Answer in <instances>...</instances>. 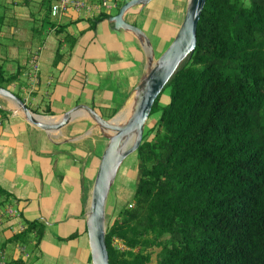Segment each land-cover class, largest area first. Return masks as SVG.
Instances as JSON below:
<instances>
[{
	"label": "trees",
	"instance_id": "obj_1",
	"mask_svg": "<svg viewBox=\"0 0 264 264\" xmlns=\"http://www.w3.org/2000/svg\"><path fill=\"white\" fill-rule=\"evenodd\" d=\"M110 1L118 11L126 2ZM52 3H40L46 22L64 33L67 24L50 20ZM7 7L0 0V33ZM98 11L88 30L111 16ZM38 39L32 44L45 41ZM5 40L0 34L4 49ZM65 41L73 47L76 38L67 33ZM5 72L0 63V87L7 88L19 73ZM149 118L135 152V190L107 223L110 264H149L155 247L161 248L157 264H264V0L206 1L195 51L157 96ZM0 196H9L1 186ZM25 223L14 237L22 246L37 229Z\"/></svg>",
	"mask_w": 264,
	"mask_h": 264
},
{
	"label": "crops",
	"instance_id": "obj_2",
	"mask_svg": "<svg viewBox=\"0 0 264 264\" xmlns=\"http://www.w3.org/2000/svg\"><path fill=\"white\" fill-rule=\"evenodd\" d=\"M155 1L159 3V0ZM152 2L154 0L144 6L132 8L125 15L133 16L135 20L132 22L125 20L136 25L137 17L141 14H144L142 17L147 18V12ZM95 4L97 3L95 2ZM163 5L164 1H162V7L156 11V16L167 18L164 15ZM112 8L118 9V6L115 5ZM105 11L108 13L107 10ZM95 16H97L95 12H75L72 10L58 20V25H71V27L67 26L65 35L69 33L76 37V30L73 27L79 32L81 31L82 34H91L94 30H88L89 19ZM10 17L19 19L17 14ZM65 18H67V22L63 23ZM144 20L142 21L145 23V29L149 28ZM14 26L15 23L9 27L12 34L16 30ZM20 26L19 24L18 27ZM6 27H2L0 34L7 39L9 37H6ZM157 27L150 28L156 32ZM110 28H113L112 23ZM52 29L54 32L56 31V28L53 27ZM126 32L129 33V31ZM59 35L61 36L62 33ZM59 35L56 36V41L59 39V42H63L61 49H66V41L64 37L61 39ZM50 38L49 35V41ZM7 41L5 40L7 45L5 49L0 47V63L3 68L6 67L7 73H19L18 78L10 83L7 88L24 99L31 109H38L40 112L37 113L49 115L45 111L51 109L52 119L57 120L66 111H56V107L52 104L53 99L62 98L58 97L56 93V89L62 81V74L60 73L70 76L68 80H75L78 78L77 75L80 76L85 73L84 65L94 68V72L97 73L102 70L109 72L112 68L117 72V66H125L128 69L136 59L131 47L112 43L113 46L104 47L105 55L98 56L99 58L89 56L90 59L87 58L84 65L78 68V71L74 62L70 61L69 64L65 63L63 66L59 63L58 71L55 72L50 67L54 60L45 63L47 59L43 58L42 46L43 44L48 45V42L44 41L37 44L29 42L28 45L24 46L27 48L26 50ZM140 43L138 41L139 47L143 50ZM57 48L58 45L53 50L56 51ZM115 48H122L123 52H127L126 55H133L134 59L132 57L130 59L123 58V55L118 58L109 56L112 51L117 50ZM142 52L147 61L146 51L143 50ZM34 53L36 54L32 57ZM35 56L38 59L37 71L32 69V60ZM104 56L108 57L110 61H114L112 68L108 63L102 62ZM6 63H8L7 66H5ZM69 66L75 69L74 75L69 72ZM88 77L84 79L86 82H89ZM55 80L58 81V84L52 86V82ZM80 88H82V83L79 84V90L86 92V97H89V100L92 101V99L97 98L93 96L94 90L87 92L85 88ZM66 89L72 90V88ZM101 91L106 92L107 90L101 89ZM108 98L111 99V97ZM76 103V105L82 103L79 97ZM107 104L97 103L98 107L108 109L107 112H104L105 115L101 114L102 117L111 119L117 115L120 108L113 107V110H109L110 103ZM94 106L96 105L94 104ZM94 106L92 107L95 109ZM14 108L8 99L0 96V109L7 113V121L5 122L3 119L6 114H0V144L4 145L0 147V186L9 193V196H0V250L5 253L8 264H29L31 257L36 261H42V264H92L87 231V213L101 155L94 158L87 167L84 161L91 155L92 147L86 145L82 147V142L89 137L90 140H94V143L104 139V148H106L108 138L86 111L77 114L69 123L59 129L44 131L28 123L23 115L16 112ZM57 108L60 109V107ZM114 112L115 114L112 116ZM32 138L36 139L35 146L28 144V142H33ZM104 148L102 152L105 150ZM8 155L11 156L10 161ZM80 156L83 157V160L78 159ZM15 158H19V163L14 162ZM10 207L18 209L20 215L17 217L9 216L7 210ZM25 221L35 222L37 229L32 233L31 244L22 246L21 243L14 240V237L27 227ZM22 227H24L23 230Z\"/></svg>",
	"mask_w": 264,
	"mask_h": 264
},
{
	"label": "rangeland",
	"instance_id": "obj_3",
	"mask_svg": "<svg viewBox=\"0 0 264 264\" xmlns=\"http://www.w3.org/2000/svg\"><path fill=\"white\" fill-rule=\"evenodd\" d=\"M41 1L42 0H29L27 5H25L26 0H2L3 4H6L8 6L5 11V15H6L5 26H7L6 37H9L7 38L8 40L7 42L10 44H15L17 46H20L21 48H24V46L28 45L29 42L32 43V41L35 38H39L38 41H42L45 39V42H48V45L43 44L42 46L44 51L43 58L47 59L45 63H48L49 61L52 62L53 60L55 62L56 58L53 59V57L54 54L56 55L55 53L56 51L53 49L55 46L59 45L58 44L59 39L56 41V36L59 34L55 33L56 31L54 32V29H52L53 27L51 26V24H48L46 22L45 9H43V7L40 6ZM108 1L111 4H115L110 0ZM120 1L124 2L128 0H120ZM162 1H164V5H163V10H165L164 15L167 18H164L163 16L162 18L160 16H156V11H158L162 7ZM94 2L97 3L96 7L101 9V11L107 10L111 16L118 12L117 8L114 9L112 8L113 9L112 10L111 8L104 6L103 5L104 0H94ZM187 4H188V0H159V3H157L154 0V2H152V4L149 6L150 8L148 9L147 12V18L142 17V15L144 14H141L140 16L137 17L138 21L136 22V26L142 28L144 33L148 36L152 48L154 49L155 52L154 55L155 60L161 56V53L165 51V49H167V47L173 41L176 32L180 27L183 18L185 16ZM94 12L96 14L99 13L98 10H94ZM16 14L19 16V19L17 18L14 19L10 17ZM172 16H176V17H172ZM125 19L129 20V22L135 20L133 16H128V15H125ZM42 20H44V22ZM50 20L58 21V19L56 20L52 16L50 17ZM142 20H144L149 25V28L145 29L144 27L145 23ZM108 21L109 20H105L104 22L99 24L97 30L93 31L91 34H86V33L82 34L81 31L79 32L75 27H73L76 30L75 33L76 43L74 44L73 47H71L68 41H66L67 48L61 49L62 56L60 58V61H58L57 64L53 63V65L52 64L50 65L52 70L57 72L58 71L57 67L59 63L61 66H63L65 63L69 64L71 61L74 62L75 68L78 71V68L81 65H84V62L87 60V58L90 59L91 56L99 58L98 56L105 55L106 53L104 47L105 46L111 47L113 46L112 43H120V45L131 47L133 51V55L136 58L135 61L132 62L131 66H129L128 69H126L125 66L123 67L117 66L118 69L117 72H115V70H113L112 68V63H114V61L113 60L110 61L108 57L106 58L104 56L105 58L102 60V62L108 63L112 68V70L109 72H105L102 70L101 72L97 73L94 72V68H89L88 66L84 65L83 68L85 69V73L81 74L80 76L77 75L76 77L78 78L75 80H68L70 76L68 77L66 74L60 73L62 74L61 75L62 81L60 83V86L56 89V93L58 97H62V98L53 99V103H52L54 107H56V111L62 112L63 110L67 111L73 108L77 104L76 103L77 98L79 97L80 101L82 102L81 104L83 105H88L92 107L95 104L96 105L94 106L95 109L93 107L92 108L99 115L101 114L105 115L104 112H107L106 110L108 109L105 110L98 107L97 103H103L104 105H108L107 103H110L109 110H113L112 109L113 107L120 108V111L117 113V116L120 118L119 120L120 123L124 122L130 117L132 108L134 106V101L136 98L135 87H137L142 77L148 72L149 67L147 65L146 59H144L143 57L145 55L142 52L144 48L142 46L143 50H141V48L139 47L138 41L140 40H138V38L132 32L127 33L125 30H115L114 28H110L111 23H109ZM66 22H67V18L64 19L63 23ZM14 23H15L14 27L16 28V30L15 33L12 34L11 29H9V27L14 25ZM19 24L21 25L20 27H18ZM68 27H71V25H68ZM150 27H157L156 32H154L153 28ZM34 29L39 30V32L38 33L35 32ZM45 31L47 34L43 33ZM49 35L51 37L50 41L48 39ZM59 37H61V39H63L64 37L65 39V34L62 33V35L61 36L59 35ZM49 48H51L52 50ZM24 49L27 50V48ZM115 49L117 50L112 51V53L109 56L118 58L119 56L123 55L122 56L123 58L130 59V57H132L134 59L133 55L132 56L126 55L127 52H123L122 48H115ZM22 53H24V51H22ZM35 54L36 53H34L32 57ZM8 63H6L5 66H7ZM32 69L34 70V68ZM41 69L43 70V68ZM4 70L6 71L5 72L6 75L11 74V73H7L8 70L6 69V67H4ZM69 72L72 75H74L75 69L69 66ZM86 77L89 78V82L88 81L86 82L84 80L86 79ZM0 81L2 83V77H0ZM71 82L72 84H70ZM81 83H82V88H85L87 92L94 90L93 96L97 98L92 99V101L89 100V97H86V92L79 90V84ZM56 84H58V81L56 82L55 80L52 82V86L53 85L55 86ZM62 87L65 88V90H62L63 89ZM66 88H72V90ZM101 89H105L107 91L102 92ZM108 97H111L112 101ZM162 101L168 102L167 95L164 94L162 96ZM93 102L95 103L93 104ZM57 107H60V109ZM0 114L2 115L6 114L3 120L4 122L7 121L6 119L7 113H5L4 111H0ZM149 119L147 123L148 126H150L153 123L150 122ZM32 140L33 142H28V144L31 146L36 144V139L34 140L32 138ZM85 145L92 147L91 155L87 157L86 160L84 161V163H86L88 167L93 162L94 158H98L100 155H102L103 153L102 149L104 148L105 140L104 139L98 140L94 143V140H90L89 137L86 138L84 142H82V147H84ZM1 146L4 145H2L1 143L0 147ZM10 158L11 156L8 155L9 161L11 160ZM78 159L83 160V157L80 156ZM14 162L19 163V158H15ZM139 175H140L139 163L137 160L136 153L134 152L128 155L124 159L122 165L119 168L116 179L110 189V193L106 204L107 223L109 217L114 212V208L116 204L130 200L132 192L135 190L136 187L135 180L138 179ZM160 250H161L160 247H155L151 250L152 261L149 264H157L158 253L160 252ZM29 262H30L29 264L43 263L42 261L34 260L33 257H31ZM83 264H88V263H83Z\"/></svg>",
	"mask_w": 264,
	"mask_h": 264
},
{
	"label": "water",
	"instance_id": "obj_4",
	"mask_svg": "<svg viewBox=\"0 0 264 264\" xmlns=\"http://www.w3.org/2000/svg\"><path fill=\"white\" fill-rule=\"evenodd\" d=\"M150 1L128 0L119 8L118 13L108 19L113 23L115 30L132 32L140 40L147 54L148 72L135 87L136 98L133 111L124 122L120 123V118L117 115L111 119H105L92 107L83 104L76 105L64 112L58 120L52 119L53 116L51 115L32 111L24 99L11 90L0 87V96L8 99L14 105V110L21 113L24 119L35 127L44 131H53L69 123L77 114L86 111L108 138L92 186L87 213V231L92 264H110L106 243V204L110 189L124 159L136 152L141 145L149 115L157 96L180 64L194 53L197 44L198 22L207 0H188L185 16L173 41L156 60L151 42L142 28L125 20V14L129 10L136 6H144ZM130 135L134 138L132 143L128 142Z\"/></svg>",
	"mask_w": 264,
	"mask_h": 264
},
{
	"label": "built area",
	"instance_id": "obj_5",
	"mask_svg": "<svg viewBox=\"0 0 264 264\" xmlns=\"http://www.w3.org/2000/svg\"><path fill=\"white\" fill-rule=\"evenodd\" d=\"M103 5L112 8L114 4H111L108 0H104ZM82 12L89 11L94 13V10H100L96 7V4L93 0H56L52 3L51 16L56 20L61 19L64 15L70 13L71 11ZM33 68L35 71L38 69V59L35 56L32 60ZM9 216L17 217L20 215L18 209L10 207L7 210ZM1 223V218H0ZM24 227H22V230ZM0 264H8L5 253L0 250Z\"/></svg>",
	"mask_w": 264,
	"mask_h": 264
},
{
	"label": "bare ground",
	"instance_id": "obj_6",
	"mask_svg": "<svg viewBox=\"0 0 264 264\" xmlns=\"http://www.w3.org/2000/svg\"><path fill=\"white\" fill-rule=\"evenodd\" d=\"M133 107H134V106H133ZM132 111H133V108H132ZM131 113H132V112H131ZM133 140H134L133 136L130 135V136L128 137V142H129V143H132Z\"/></svg>",
	"mask_w": 264,
	"mask_h": 264
},
{
	"label": "flooded vegetation",
	"instance_id": "obj_7",
	"mask_svg": "<svg viewBox=\"0 0 264 264\" xmlns=\"http://www.w3.org/2000/svg\"><path fill=\"white\" fill-rule=\"evenodd\" d=\"M141 6V5H140ZM136 7H138V6H136Z\"/></svg>",
	"mask_w": 264,
	"mask_h": 264
}]
</instances>
